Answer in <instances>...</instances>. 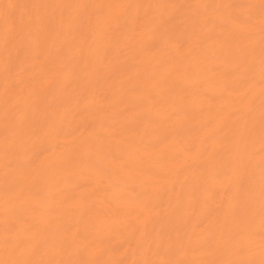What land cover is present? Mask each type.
Masks as SVG:
<instances>
[{
    "label": "bare ground",
    "instance_id": "1",
    "mask_svg": "<svg viewBox=\"0 0 264 264\" xmlns=\"http://www.w3.org/2000/svg\"><path fill=\"white\" fill-rule=\"evenodd\" d=\"M0 264H264V0H0Z\"/></svg>",
    "mask_w": 264,
    "mask_h": 264
}]
</instances>
